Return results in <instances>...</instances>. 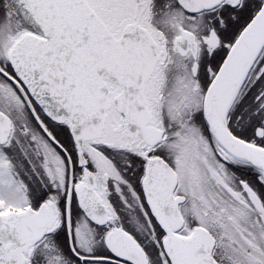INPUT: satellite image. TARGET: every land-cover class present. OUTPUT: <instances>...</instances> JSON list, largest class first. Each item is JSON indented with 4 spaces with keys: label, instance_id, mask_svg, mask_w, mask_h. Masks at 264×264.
Masks as SVG:
<instances>
[{
    "label": "snow or ice",
    "instance_id": "snow-or-ice-1",
    "mask_svg": "<svg viewBox=\"0 0 264 264\" xmlns=\"http://www.w3.org/2000/svg\"><path fill=\"white\" fill-rule=\"evenodd\" d=\"M0 264H264V0H0Z\"/></svg>",
    "mask_w": 264,
    "mask_h": 264
}]
</instances>
